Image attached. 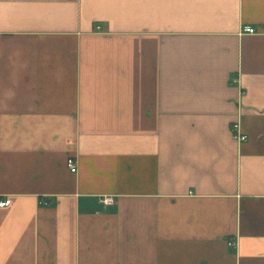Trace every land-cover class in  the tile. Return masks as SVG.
<instances>
[{
	"label": "crops",
	"instance_id": "1",
	"mask_svg": "<svg viewBox=\"0 0 264 264\" xmlns=\"http://www.w3.org/2000/svg\"><path fill=\"white\" fill-rule=\"evenodd\" d=\"M7 199L0 264H264V0H0Z\"/></svg>",
	"mask_w": 264,
	"mask_h": 264
},
{
	"label": "built area",
	"instance_id": "2",
	"mask_svg": "<svg viewBox=\"0 0 264 264\" xmlns=\"http://www.w3.org/2000/svg\"><path fill=\"white\" fill-rule=\"evenodd\" d=\"M245 33L249 34V35H255L257 33V31L255 28L246 27ZM233 136H234V139L237 140L238 142H246L248 140L247 136L243 135L240 132V129L238 126L234 127ZM67 166H68L69 170L71 171V173H73V174L77 173V171H78L77 164L73 160H71V159L68 160ZM101 203L105 206H111L114 203V199L111 197H104L101 199ZM10 204H11L10 200H8V199L2 200V201H0V208L9 207ZM228 245L230 248L237 249V242H235V241H230Z\"/></svg>",
	"mask_w": 264,
	"mask_h": 264
}]
</instances>
